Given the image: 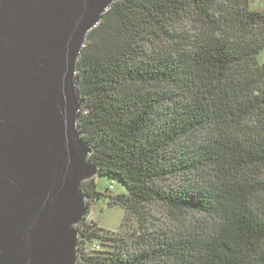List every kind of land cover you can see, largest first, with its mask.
<instances>
[{
    "label": "trees",
    "instance_id": "1",
    "mask_svg": "<svg viewBox=\"0 0 264 264\" xmlns=\"http://www.w3.org/2000/svg\"><path fill=\"white\" fill-rule=\"evenodd\" d=\"M251 3L122 0L88 35L78 127L111 184L82 193L88 214L105 201L124 216L112 231L87 215L77 264H264V11Z\"/></svg>",
    "mask_w": 264,
    "mask_h": 264
},
{
    "label": "water",
    "instance_id": "2",
    "mask_svg": "<svg viewBox=\"0 0 264 264\" xmlns=\"http://www.w3.org/2000/svg\"><path fill=\"white\" fill-rule=\"evenodd\" d=\"M122 0H0V264H77L82 193L78 62Z\"/></svg>",
    "mask_w": 264,
    "mask_h": 264
},
{
    "label": "rangeland",
    "instance_id": "3",
    "mask_svg": "<svg viewBox=\"0 0 264 264\" xmlns=\"http://www.w3.org/2000/svg\"><path fill=\"white\" fill-rule=\"evenodd\" d=\"M251 8L254 10L264 11V0H252ZM258 61L260 64L264 63V50L258 56ZM96 182L98 190L101 192H106V190L111 184L108 178L101 176L96 177ZM111 191L114 194L126 192L125 188L119 183H116ZM88 215L89 220L98 222V224L101 223L100 227L116 231L121 228L124 211L121 208L109 209L107 207L106 202L104 201L102 203H98L92 206L91 211ZM125 229H123V231H125Z\"/></svg>",
    "mask_w": 264,
    "mask_h": 264
},
{
    "label": "built area",
    "instance_id": "4",
    "mask_svg": "<svg viewBox=\"0 0 264 264\" xmlns=\"http://www.w3.org/2000/svg\"><path fill=\"white\" fill-rule=\"evenodd\" d=\"M94 249H97V250H98V249H99V246H97V245H96V246H94Z\"/></svg>",
    "mask_w": 264,
    "mask_h": 264
},
{
    "label": "crops",
    "instance_id": "5",
    "mask_svg": "<svg viewBox=\"0 0 264 264\" xmlns=\"http://www.w3.org/2000/svg\"><path fill=\"white\" fill-rule=\"evenodd\" d=\"M98 224V222H96ZM99 226H101V223L98 224ZM104 227V226H103Z\"/></svg>",
    "mask_w": 264,
    "mask_h": 264
}]
</instances>
